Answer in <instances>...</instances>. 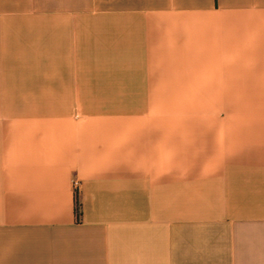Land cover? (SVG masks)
I'll return each mask as SVG.
<instances>
[{"label": "crops", "instance_id": "crops-1", "mask_svg": "<svg viewBox=\"0 0 264 264\" xmlns=\"http://www.w3.org/2000/svg\"><path fill=\"white\" fill-rule=\"evenodd\" d=\"M167 99L0 107V264H264V0H0V101Z\"/></svg>", "mask_w": 264, "mask_h": 264}, {"label": "rangeland", "instance_id": "rangeland-1", "mask_svg": "<svg viewBox=\"0 0 264 264\" xmlns=\"http://www.w3.org/2000/svg\"><path fill=\"white\" fill-rule=\"evenodd\" d=\"M79 102L85 103L89 109L114 108L123 114L121 117L131 118L135 122L142 120L173 124H210L227 123V106L233 115L243 101L227 100H104V101H41V100H2L0 107L12 112L16 108L37 109L68 105L79 107ZM245 102V101H244ZM97 111V110H96ZM11 113V112H8ZM75 115L74 119L80 120ZM232 122H238V117L232 116Z\"/></svg>", "mask_w": 264, "mask_h": 264}, {"label": "trees", "instance_id": "trees-1", "mask_svg": "<svg viewBox=\"0 0 264 264\" xmlns=\"http://www.w3.org/2000/svg\"><path fill=\"white\" fill-rule=\"evenodd\" d=\"M80 207H79V204L77 203V205H76V214H77V218H79L80 217Z\"/></svg>", "mask_w": 264, "mask_h": 264}, {"label": "built area", "instance_id": "built-area-1", "mask_svg": "<svg viewBox=\"0 0 264 264\" xmlns=\"http://www.w3.org/2000/svg\"><path fill=\"white\" fill-rule=\"evenodd\" d=\"M77 186H78V182L77 181H73V187L77 188Z\"/></svg>", "mask_w": 264, "mask_h": 264}]
</instances>
